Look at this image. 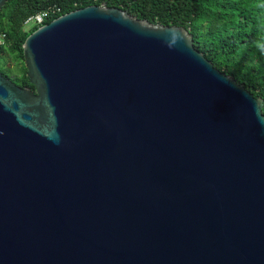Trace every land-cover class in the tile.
I'll use <instances>...</instances> for the list:
<instances>
[{
	"label": "water",
	"instance_id": "obj_1",
	"mask_svg": "<svg viewBox=\"0 0 264 264\" xmlns=\"http://www.w3.org/2000/svg\"><path fill=\"white\" fill-rule=\"evenodd\" d=\"M22 49L34 89L0 71V264H264L263 98L186 28L93 4Z\"/></svg>",
	"mask_w": 264,
	"mask_h": 264
},
{
	"label": "trees",
	"instance_id": "obj_2",
	"mask_svg": "<svg viewBox=\"0 0 264 264\" xmlns=\"http://www.w3.org/2000/svg\"><path fill=\"white\" fill-rule=\"evenodd\" d=\"M115 6L150 23L179 25L214 66L233 76L264 103V0H6L0 9V71L34 89L24 66L22 44L38 28L29 17L56 6L55 17L87 5ZM14 65V67H12ZM264 113V104L262 107Z\"/></svg>",
	"mask_w": 264,
	"mask_h": 264
},
{
	"label": "built area",
	"instance_id": "obj_3",
	"mask_svg": "<svg viewBox=\"0 0 264 264\" xmlns=\"http://www.w3.org/2000/svg\"><path fill=\"white\" fill-rule=\"evenodd\" d=\"M58 11H59V8H57L56 6H51V7L47 8L46 10L41 11L32 17H29L26 22L33 21L40 26L43 23V19L45 17L54 15ZM4 36H5V34L0 32V44L4 41Z\"/></svg>",
	"mask_w": 264,
	"mask_h": 264
},
{
	"label": "clouds",
	"instance_id": "obj_4",
	"mask_svg": "<svg viewBox=\"0 0 264 264\" xmlns=\"http://www.w3.org/2000/svg\"><path fill=\"white\" fill-rule=\"evenodd\" d=\"M55 18H56V17H55ZM42 24H44V23H42ZM42 24H41V25H42ZM41 25H40V26H41ZM38 27H39V26H38ZM257 46L261 48V51H264V45H260V44H258Z\"/></svg>",
	"mask_w": 264,
	"mask_h": 264
},
{
	"label": "rangeland",
	"instance_id": "obj_5",
	"mask_svg": "<svg viewBox=\"0 0 264 264\" xmlns=\"http://www.w3.org/2000/svg\"><path fill=\"white\" fill-rule=\"evenodd\" d=\"M12 67H14V65H12Z\"/></svg>",
	"mask_w": 264,
	"mask_h": 264
}]
</instances>
